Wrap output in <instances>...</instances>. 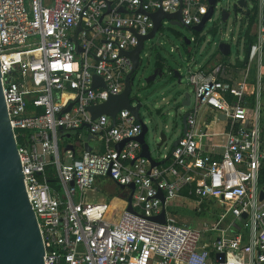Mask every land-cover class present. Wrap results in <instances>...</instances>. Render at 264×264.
<instances>
[{"label":"built area","instance_id":"2783aa9c","mask_svg":"<svg viewBox=\"0 0 264 264\" xmlns=\"http://www.w3.org/2000/svg\"><path fill=\"white\" fill-rule=\"evenodd\" d=\"M255 1L258 35L249 62L264 53V0ZM180 7L189 26L209 11L208 0H0L4 93L45 264H264L262 108L258 101L254 107L248 103L244 82L223 77V62L208 72L189 71L195 108L168 163L152 166L142 155L136 140L142 125L129 110H120L113 124L107 114L92 118L88 109L123 91L133 62L122 52L152 30L148 13ZM94 74L105 86H93ZM202 105L229 122L221 151L203 147L209 133L197 123ZM83 128L100 138L102 149L84 148L76 156L73 147L87 142ZM72 137L74 142L61 148L60 142ZM125 139L118 150L116 144ZM49 166L58 186L48 182ZM98 177L125 185L126 202L134 184V211L116 214L109 201L88 200ZM207 201L221 209L219 216ZM177 205L206 210L214 220L191 226L179 220ZM163 208L165 222L153 219Z\"/></svg>","mask_w":264,"mask_h":264},{"label":"water","instance_id":"95a60500","mask_svg":"<svg viewBox=\"0 0 264 264\" xmlns=\"http://www.w3.org/2000/svg\"><path fill=\"white\" fill-rule=\"evenodd\" d=\"M217 2L218 0H208V13L203 17L201 23L193 26L183 24L181 7L174 13H167L162 8L148 13L154 23L152 30L146 35H138V43L134 49L122 52L129 56L133 62V68L126 76L123 91L118 95H110L108 100L100 104L88 107L92 114V118H96L101 114H107L112 119L113 124L116 123V115L120 110H129L142 125V131L136 137V140L142 145V155L151 162L152 166L160 165L165 162L167 156H169V154L171 155L175 146L179 143L180 137L173 142L168 155L166 154L161 158L160 154L168 139L166 131L160 133L159 141L155 140L154 144L150 143L148 139L150 128L144 122L140 112L142 102L138 99H135L136 102H134V98L131 96L133 85L137 79V73L142 66L145 43L156 37L165 19L169 20L172 25L201 33L206 23L212 17ZM247 8V0H237L233 4V9L236 14ZM110 9L111 3L109 2L108 12ZM120 11L125 12V9L121 8ZM139 11L145 12L142 8H140ZM229 15V10H223L222 20L227 21ZM79 29H81V26ZM185 40L187 44L192 43V39L187 36H185ZM81 49L82 48L78 46V50ZM218 50L227 56L231 53V45L226 41H221L218 45ZM172 71V75L177 77L179 83H181L182 74L180 69L174 68ZM163 74L164 69L162 67H157L151 75L145 77V81L149 84ZM99 84L105 86L104 79L102 76L94 74L93 86L96 87ZM182 97L183 107L191 104V94L188 90L182 93ZM189 112L190 111H186L182 115L184 131L187 128V117ZM86 126H89V124L87 123ZM165 128H167V125H165ZM92 137V135H89V139ZM128 140L129 139H125L116 144V148L121 150ZM84 148L87 151L92 150L88 142L84 144ZM155 154L157 157H155ZM72 184L74 183L72 182ZM120 187L122 189L126 188L123 184H120ZM129 187L132 189V192L128 196L126 209L134 211L132 206V195L135 185L130 184ZM159 197L165 202V196L162 192H160ZM263 197L264 193L262 191L261 198ZM165 213L166 209L163 208L162 212L154 216L153 219L165 222ZM244 216H246V214H244ZM44 256L45 245L22 170L17 140L8 115L0 61V264H45ZM223 256V253H218L217 255L218 258L222 257L221 261L224 260Z\"/></svg>","mask_w":264,"mask_h":264},{"label":"rangeland","instance_id":"374dc122","mask_svg":"<svg viewBox=\"0 0 264 264\" xmlns=\"http://www.w3.org/2000/svg\"><path fill=\"white\" fill-rule=\"evenodd\" d=\"M237 0H218L215 5V10L206 23L204 30L200 36L194 34L193 31L187 28H181L177 25H172L169 20L165 19L163 25L158 31L156 37L152 40L146 41L143 51L142 66L137 73V79L133 85L132 98L138 99L142 102L141 115L144 122L149 126L148 139L150 143L154 144L155 140H160V133L166 131L168 136L167 142L163 146L160 154L161 158L168 154L172 148V144L183 129L182 115L186 111L194 110L196 95L194 85L189 82L190 70H197L198 64L203 61L205 56L218 50V45L221 41H226L231 44L232 59L236 57L243 58L245 54L243 40L240 39L239 30L242 24L243 11L237 14L234 12L233 4ZM249 10H254L253 0H248ZM223 10H229L230 15L227 21L222 20ZM215 29L216 33L211 30ZM185 36L196 40H192L191 44H187ZM200 37V38H199ZM193 59V61H192ZM162 67L164 74L158 76L149 84L146 83L145 77L151 75L155 68ZM180 69L182 74V81L179 83L177 77H173L172 69ZM189 91L191 94V104L182 106V93ZM164 98V99H162ZM158 101V102H157ZM204 112V108H200L198 116L200 117ZM167 125V128H165ZM74 136L75 132L72 133ZM83 139L87 138V129H82ZM74 137L66 138L60 142L63 148V142H74ZM155 157L157 155L155 154ZM97 185L101 187L110 184V189L114 188V183L107 180H98ZM104 187V192H106ZM116 195L118 199L123 200L119 196L120 189L116 188ZM97 201H102L98 199ZM118 200H114L116 207V214L121 213L122 207L117 204ZM212 210H215L217 216L221 214V209L214 203H210ZM192 209V207L190 208ZM179 217L184 218L185 214L176 213ZM189 216V215H188ZM189 224L191 226H202L204 222H210L214 218L209 217L208 212L197 213L192 215Z\"/></svg>","mask_w":264,"mask_h":264},{"label":"crops","instance_id":"0c3cea01","mask_svg":"<svg viewBox=\"0 0 264 264\" xmlns=\"http://www.w3.org/2000/svg\"><path fill=\"white\" fill-rule=\"evenodd\" d=\"M253 2H254V10L251 11L249 10V8H247L246 10H243V19H242V24L239 30V36H240V39L243 40L244 49H245V54L243 58L236 57L235 59H232L230 57L231 53L226 56L222 54L219 50H217L211 53L209 56H205L203 61H201L198 64L197 70L208 72L213 68V66L217 62L221 61L225 64L223 77L226 80H230L231 82L237 85L241 84L242 82L245 83V97L248 100V103L251 105V107H254V104L256 103V101H258L262 108L261 121H262L263 139H264V53L261 55V58L259 61L257 60V61L249 62V59H248L250 45L254 44L257 40L258 24H259V8H258L256 1L253 0ZM256 12H257V17H258L257 22L252 24L250 31H248L250 27V17ZM200 34L199 35L196 34L197 36L195 37L200 36ZM253 36L254 38L256 37V39L253 43H250L249 39H251ZM259 85L261 87L260 92H258ZM225 96L232 103L235 101L234 96L231 95L230 93H226ZM200 108H204V112L200 117L198 116L197 123L200 127H205L206 132L209 133V135L206 136L202 141L203 147L206 150H210L214 148L216 151H221L225 143V138H226L225 132L229 128V122L228 120L225 119L223 115L218 114L216 111H213V109L207 105H202ZM184 132L185 131H184V126H183V129L180 132V134L177 136V138L181 137L184 134ZM87 142L89 146L92 147L94 150L102 149V146L100 144V138L92 137L89 139V135H87ZM73 148L75 151V155L79 156L82 150L84 149V145H81V146L77 145V146H74ZM65 159L66 161L69 160L68 157H66ZM169 161H170V154L169 156H167L164 163H168ZM261 176H262V173H261ZM100 179L104 181L107 179L111 180L115 185L114 188L110 189L109 187H111V185L107 184L106 186H104L107 188L106 192H104V190H102L104 189V187H101L100 185H97V183H95L94 189L88 192L87 199L93 200V201H97L98 199H101L102 201H109L111 205L112 203H114V200L116 199L118 200L117 204H119L122 207V210L126 208L127 207V202H126V197H125L126 190L122 189L120 185H118L115 181H113L109 177H98L97 181ZM116 188L120 189L119 196L123 197V200L118 199V197L116 196L118 194V192H116ZM209 204L210 202L207 201L206 205H209ZM190 208L191 207H189L188 209L184 207L180 208L178 205L174 208L175 213L181 212L185 214L184 218H181L178 216L180 221L189 223V221H191L190 218L191 219L193 218L192 217L193 212L195 215L199 213V212H195L193 209H190ZM172 210H173V207H172ZM197 226H200V225H197Z\"/></svg>","mask_w":264,"mask_h":264},{"label":"trees","instance_id":"16d2710c","mask_svg":"<svg viewBox=\"0 0 264 264\" xmlns=\"http://www.w3.org/2000/svg\"><path fill=\"white\" fill-rule=\"evenodd\" d=\"M257 19H258L257 12L254 13L253 15H251V17H250V27H249V30L248 31H250L251 25L257 22ZM212 32L216 34V30L215 29H212ZM194 33L197 34V35L200 34L199 32H196V31H194ZM255 39H256V37L254 38V36L251 39H249L250 40V43H253L255 41ZM57 181H58V179L56 177V173H55L54 167L49 166L48 167V182L51 185H53V186H58L57 185ZM260 182L261 183H264V166H263L262 176L260 178Z\"/></svg>","mask_w":264,"mask_h":264}]
</instances>
